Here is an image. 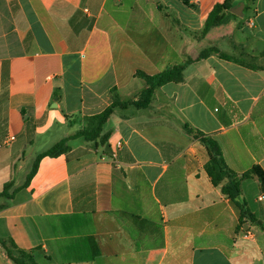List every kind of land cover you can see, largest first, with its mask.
<instances>
[{
  "label": "crops",
  "instance_id": "obj_1",
  "mask_svg": "<svg viewBox=\"0 0 264 264\" xmlns=\"http://www.w3.org/2000/svg\"><path fill=\"white\" fill-rule=\"evenodd\" d=\"M225 1L0 0V238L38 264H264V182L241 181L240 211L195 135L236 175L264 172V0L204 35ZM175 66L149 107L115 109L107 144L70 140L26 186L40 154L138 100V72Z\"/></svg>",
  "mask_w": 264,
  "mask_h": 264
},
{
  "label": "trees",
  "instance_id": "obj_2",
  "mask_svg": "<svg viewBox=\"0 0 264 264\" xmlns=\"http://www.w3.org/2000/svg\"><path fill=\"white\" fill-rule=\"evenodd\" d=\"M185 4H188L191 0H181ZM233 0H226L223 4L215 6L213 11L207 18L203 34L206 35L212 28L223 25L228 22L230 16H234L230 12L232 9ZM217 52L216 49H209L201 54L200 59L208 57L210 53ZM184 66H175L164 72L156 75H148L144 72H138L147 82V88L142 92L138 100H131L128 102H121L117 98H114L113 103L107 107L102 113L88 118V126L78 132L76 135L69 138H65L48 151L40 154L35 162V165L28 176L26 186L29 185L32 178L36 175L39 162L44 157H58L69 150L68 143L75 138H84L88 142L98 141L102 144H107L110 139V133H104V126L113 116L115 109L118 107L126 108L128 106H135L137 108H147L152 102L155 90L162 85L169 82H181L183 80ZM190 132H193L189 128ZM196 137L200 139L201 143L206 147L209 156V161L206 164V170L215 186L222 185V193L227 196L235 205L242 211L243 207L237 202V199L241 195V181L247 179L254 174L259 175L264 182V172L259 167L253 168L250 172L241 176L236 175L229 170L225 159L223 157L222 150L219 144L211 139L204 137L200 132H196ZM226 183L223 184V182ZM8 186L0 196H8ZM0 246L4 249L8 258L14 264H38L35 258V250H25L19 248L11 238H0Z\"/></svg>",
  "mask_w": 264,
  "mask_h": 264
},
{
  "label": "built area",
  "instance_id": "obj_3",
  "mask_svg": "<svg viewBox=\"0 0 264 264\" xmlns=\"http://www.w3.org/2000/svg\"><path fill=\"white\" fill-rule=\"evenodd\" d=\"M13 139H14V138H11V141H12ZM122 145H123L122 142H118V143L116 144V150L114 151V153H113V155H112L114 159L117 158V155H118L119 150L122 149ZM259 200H260V201L264 200V195H262V196L259 198ZM252 234H253V233H252L251 231H247V232L244 234V238H250Z\"/></svg>",
  "mask_w": 264,
  "mask_h": 264
},
{
  "label": "water",
  "instance_id": "obj_4",
  "mask_svg": "<svg viewBox=\"0 0 264 264\" xmlns=\"http://www.w3.org/2000/svg\"><path fill=\"white\" fill-rule=\"evenodd\" d=\"M242 8H238V9H235V10H232V12L236 15H240L242 16L243 15V12H242Z\"/></svg>",
  "mask_w": 264,
  "mask_h": 264
},
{
  "label": "rangeland",
  "instance_id": "obj_5",
  "mask_svg": "<svg viewBox=\"0 0 264 264\" xmlns=\"http://www.w3.org/2000/svg\"><path fill=\"white\" fill-rule=\"evenodd\" d=\"M131 49V48H130ZM131 51H132V49H131ZM251 231H253V228L252 229H250Z\"/></svg>",
  "mask_w": 264,
  "mask_h": 264
}]
</instances>
